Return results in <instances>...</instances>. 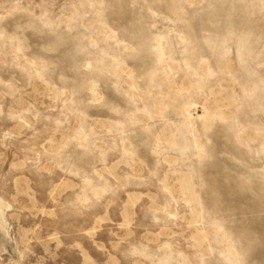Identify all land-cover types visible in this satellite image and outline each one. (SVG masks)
<instances>
[{
	"label": "rangeland",
	"instance_id": "374dc122",
	"mask_svg": "<svg viewBox=\"0 0 264 264\" xmlns=\"http://www.w3.org/2000/svg\"><path fill=\"white\" fill-rule=\"evenodd\" d=\"M0 264H264V0H0Z\"/></svg>",
	"mask_w": 264,
	"mask_h": 264
}]
</instances>
